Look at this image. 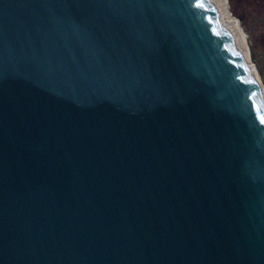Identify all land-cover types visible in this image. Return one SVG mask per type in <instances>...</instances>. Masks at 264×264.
I'll list each match as a JSON object with an SVG mask.
<instances>
[{"label": "water", "instance_id": "1", "mask_svg": "<svg viewBox=\"0 0 264 264\" xmlns=\"http://www.w3.org/2000/svg\"><path fill=\"white\" fill-rule=\"evenodd\" d=\"M0 264H264V101L207 0H0Z\"/></svg>", "mask_w": 264, "mask_h": 264}, {"label": "rangeland", "instance_id": "2", "mask_svg": "<svg viewBox=\"0 0 264 264\" xmlns=\"http://www.w3.org/2000/svg\"><path fill=\"white\" fill-rule=\"evenodd\" d=\"M229 14L244 32L250 48L251 63L264 87V0H223ZM244 30V31H243ZM247 46V44H246ZM248 51V49H247Z\"/></svg>", "mask_w": 264, "mask_h": 264}, {"label": "bare ground", "instance_id": "3", "mask_svg": "<svg viewBox=\"0 0 264 264\" xmlns=\"http://www.w3.org/2000/svg\"><path fill=\"white\" fill-rule=\"evenodd\" d=\"M210 6L213 9V12L215 16L218 18L220 21V24L222 25L225 33L229 37L232 45L238 52L241 60L243 61L248 74L251 78V80L254 82V85L256 86L262 100L264 101V87L263 83L260 80L259 75L257 74V71L253 64L251 63L250 57H249V50L248 49V44L246 41V34L244 32V39L246 41V44L242 38L241 33H243L238 25L240 22H236L231 15L229 14L227 7L224 3L223 0H207ZM241 26V25H240ZM244 31V30H243Z\"/></svg>", "mask_w": 264, "mask_h": 264}]
</instances>
